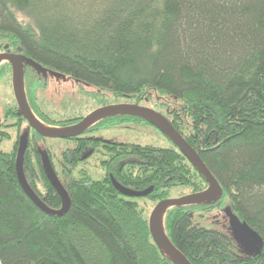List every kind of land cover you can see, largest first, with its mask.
Returning a JSON list of instances; mask_svg holds the SVG:
<instances>
[{"label":"trees","instance_id":"obj_1","mask_svg":"<svg viewBox=\"0 0 264 264\" xmlns=\"http://www.w3.org/2000/svg\"><path fill=\"white\" fill-rule=\"evenodd\" d=\"M0 53L22 54L45 72L93 86L98 98L107 91L113 102L130 99L159 112L223 189L217 201L168 210V238L191 264H264V248L246 255L224 213L229 208L264 240V0H0ZM43 74L25 63L33 114L52 127L78 123L82 118L53 119L41 109L48 85ZM11 75L10 63L0 65V86ZM17 113V104L8 106L0 121V143L7 122L16 129L12 149L0 150V264H175L152 238L149 203L171 198L175 188L191 194L208 187L178 148L88 135L153 127L115 115L68 139L75 146L55 159L46 138ZM24 133L25 179L47 207L59 210L51 173L71 201L62 216L43 212L19 183ZM99 154L97 167L105 173L96 180L80 165ZM111 176L135 191L154 190L125 197Z\"/></svg>","mask_w":264,"mask_h":264},{"label":"water","instance_id":"obj_2","mask_svg":"<svg viewBox=\"0 0 264 264\" xmlns=\"http://www.w3.org/2000/svg\"><path fill=\"white\" fill-rule=\"evenodd\" d=\"M8 62L12 68V87L14 97L18 107L17 115L23 117L30 129L34 130L40 136L46 139H74L82 136L94 122L101 118H107L115 115H129L138 117L161 132L180 152L189 160V162L198 170L208 183L207 189L199 193H191L179 198H169L159 201L153 208L149 216V229L155 244L168 256L175 264H191V262L175 247L165 233L164 223L161 219L166 212L175 207H185L210 203L219 200L223 195V189L215 176L207 168L199 154L187 143L183 136L168 122L159 112L139 104L119 103L103 106L88 116L81 119L78 123L60 129H48L33 114L25 93L24 88V65L25 63L34 67L37 71L44 73L45 69L27 58L17 53H0V64ZM104 118V119H105ZM103 120V119H102ZM101 121V120H100ZM96 124V123H95ZM28 133L21 136L19 149L16 159V171L19 183L26 195L37 205L43 212L50 215H64L70 208V198L62 185L48 174V178L62 198V207L59 210L47 207L34 191L28 185L23 173V157L27 148ZM114 188L123 196L129 198H144L149 196L154 188L150 187L144 191H135L121 185L111 176ZM225 216L229 222L230 231L236 243L243 249L248 256L260 255L264 248V240L246 221H241L229 208L224 210Z\"/></svg>","mask_w":264,"mask_h":264},{"label":"rangeland","instance_id":"obj_3","mask_svg":"<svg viewBox=\"0 0 264 264\" xmlns=\"http://www.w3.org/2000/svg\"><path fill=\"white\" fill-rule=\"evenodd\" d=\"M4 63L6 62H2L0 65ZM43 75L47 79L48 85L47 89L40 93L41 109L53 119H83L95 110L103 107L100 105V100L114 101L110 93L107 91L103 92V96H99V98L96 97L95 94L99 91L95 87L81 82H76L69 75L50 72H44ZM127 102L133 101L130 99H121L120 101V103ZM14 104L17 103L13 93L11 75V77L7 78L0 86V121H3L7 107H13ZM142 105L152 108L147 103H143ZM104 118L97 120L92 125ZM40 122L44 126H48L50 129H60L58 127L46 125L42 121ZM11 123L12 122H7L4 126L6 133L10 136V138L6 139L8 137L6 134V137H2V141L0 143V150L5 152L12 149L13 142L16 137V129L15 127L10 126ZM88 135L112 143H134L143 146L151 145L162 148H169L173 146V143L161 132L154 127L147 125L131 126L130 128L116 126L108 129H100L95 132L88 133ZM44 144L50 149L55 159L59 158L62 152L75 146L74 141L62 139H46ZM100 158V154L93 156L87 163L81 164L80 168L84 170L86 169L91 176L94 177V179L100 180L103 178L105 173L97 167V164L100 162ZM188 194H190L188 189L175 188L172 191L171 198L175 199ZM153 207V204L150 202V212ZM201 224L208 228H218L215 223L210 221H204Z\"/></svg>","mask_w":264,"mask_h":264},{"label":"flooded vegetation","instance_id":"obj_4","mask_svg":"<svg viewBox=\"0 0 264 264\" xmlns=\"http://www.w3.org/2000/svg\"><path fill=\"white\" fill-rule=\"evenodd\" d=\"M120 102H108V104L107 105H112V104H119ZM127 103H129V104H137V103H135V102H127ZM139 105H141V104H139ZM104 106H106V105H104ZM141 106H143V105H141ZM5 126V125H4ZM81 137V136H80Z\"/></svg>","mask_w":264,"mask_h":264},{"label":"bare ground","instance_id":"obj_5","mask_svg":"<svg viewBox=\"0 0 264 264\" xmlns=\"http://www.w3.org/2000/svg\"><path fill=\"white\" fill-rule=\"evenodd\" d=\"M43 126H44V125H43ZM44 127L50 129L48 126H44ZM164 216H165V214L162 216V219H161L162 223H164Z\"/></svg>","mask_w":264,"mask_h":264}]
</instances>
